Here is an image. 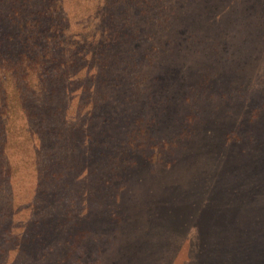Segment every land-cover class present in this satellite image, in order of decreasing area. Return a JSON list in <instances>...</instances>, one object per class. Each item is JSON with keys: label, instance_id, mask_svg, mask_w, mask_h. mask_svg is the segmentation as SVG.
<instances>
[{"label": "rangeland", "instance_id": "374dc122", "mask_svg": "<svg viewBox=\"0 0 264 264\" xmlns=\"http://www.w3.org/2000/svg\"><path fill=\"white\" fill-rule=\"evenodd\" d=\"M0 264H264V0H0Z\"/></svg>", "mask_w": 264, "mask_h": 264}]
</instances>
